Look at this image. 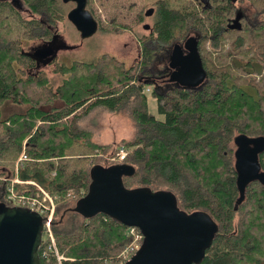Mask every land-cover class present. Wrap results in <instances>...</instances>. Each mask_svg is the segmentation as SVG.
Instances as JSON below:
<instances>
[{
	"label": "trees",
	"instance_id": "16d2710c",
	"mask_svg": "<svg viewBox=\"0 0 264 264\" xmlns=\"http://www.w3.org/2000/svg\"><path fill=\"white\" fill-rule=\"evenodd\" d=\"M19 1L37 18L26 19L15 2L0 0V106L12 102L27 107L25 113L0 119V207H10L7 180L16 176L15 163L25 143L29 161L18 173L19 178L39 183L61 198L53 233L66 259L64 264H119L118 256L130 242L129 228L105 214L86 218L77 206L90 191L92 170L97 166L90 161L107 157L111 162L125 146L129 150L126 159L109 166L134 167V176L123 179L126 189L172 192L182 211H203L217 223L219 231L201 264H264V185L254 181L242 196L235 153L230 151L236 136L264 137V89L261 91L260 83L254 85L252 79L234 74L232 61L216 66L213 58L207 59L202 53L212 36L214 49L231 38L226 33L232 31L219 33L233 14L234 3L215 0L211 10H204L199 0H155L150 4L151 0H145L139 22L151 6L154 24L149 35L139 37L142 52L136 66L125 68L124 63L108 55L93 62L56 63L54 72L64 79L55 88L42 72L26 74L28 69L36 70L38 63L21 44L40 38L35 33L43 24L39 17H46L55 28L65 17L64 3ZM251 2L258 23L252 26L247 22L236 36L234 49L216 51L218 60L253 54L264 67V0ZM99 28L116 35L134 30L128 24L111 29L99 24ZM20 29L24 35L17 32ZM52 34L47 29L41 38L49 39ZM190 34L201 39L207 83L198 91H187L176 87L168 77L170 88L164 85L165 91L152 92L158 113L164 117L160 120L148 111L144 89L153 84L145 75H149L157 50L183 44ZM150 42L159 48H147ZM165 60L168 63L167 56ZM256 62L251 58L244 62L248 74L255 70L252 65ZM108 64L116 68V75L105 70ZM238 68L243 70V66ZM56 101L63 106H55ZM99 106L111 112L129 111L136 126L135 137L117 145L96 142L92 132L79 127L76 114ZM260 164L264 171V152ZM16 188L18 193L33 192L28 185ZM43 249L44 245L38 254L45 264Z\"/></svg>",
	"mask_w": 264,
	"mask_h": 264
},
{
	"label": "water",
	"instance_id": "95a60500",
	"mask_svg": "<svg viewBox=\"0 0 264 264\" xmlns=\"http://www.w3.org/2000/svg\"><path fill=\"white\" fill-rule=\"evenodd\" d=\"M62 1L64 4L75 3L76 7L67 18L81 38L85 40L95 36L99 23L87 8L88 0ZM153 14L154 9L151 8L145 16L152 17ZM241 20L239 13L228 29L242 31ZM149 28L148 25L145 27ZM199 44V37H191L184 44L174 46L169 65L172 70L170 82L178 88L198 91L207 83L208 73ZM57 45L55 50L53 46L37 47L28 54L37 63L48 64L60 51L71 49L64 42ZM234 145L237 182L243 196L254 181L264 185V171L260 164L264 137L251 138L242 134L235 137ZM134 174V167L126 164L108 168L97 165L92 170L90 191L79 201L77 211L86 218L105 214L126 227L141 231L144 236L142 247L126 264H201L219 231L217 223L203 211H182L172 192L126 189L123 179ZM42 233L43 218L38 213L22 207L1 206L0 264H43L38 254Z\"/></svg>",
	"mask_w": 264,
	"mask_h": 264
},
{
	"label": "rangeland",
	"instance_id": "374dc122",
	"mask_svg": "<svg viewBox=\"0 0 264 264\" xmlns=\"http://www.w3.org/2000/svg\"><path fill=\"white\" fill-rule=\"evenodd\" d=\"M144 1L145 0H90V1L88 0V5H87L88 10L92 13L94 18L104 29L107 28L111 29L112 27L117 26L119 24L122 25L128 24L134 30L131 32H126L123 35H116L109 32L100 31L99 28V31L95 36L85 40L81 38L80 33L67 18L68 13L75 8V4L74 3L64 4L65 17L62 21L57 22V24L55 25V29H58L57 33L64 37V40L71 47V49L69 51L60 52V54L56 57V59L51 63L48 64L46 63L43 64L42 62L38 63L36 70L35 68L28 69L26 71L27 72L26 74L29 75V74H36L37 72H42L43 75L47 76L50 79L52 86L57 88L62 83L64 77L54 72L56 69V63H64L70 65L74 61L93 62L102 55H108L109 57H115V59L118 60L120 63H124L125 68H132L136 66L141 61V55H140L141 46L139 44L141 40H139L140 39L139 37L149 35L151 27L154 24L153 16L152 17L144 16V20L142 22H139L140 18L138 17V14L141 11H143L142 5ZM152 1L155 0L149 1L148 4H150ZM252 2L251 0H240V5L242 6L241 8L248 11V14L250 16V23L252 24V26L253 25L255 26L259 21V16L256 14V10L253 8ZM20 3L22 4L23 2L20 1ZM201 5L203 9L204 5L203 4ZM151 8L153 7L151 6L147 7L145 9V12ZM19 11L26 19L37 18L36 16L33 17L30 9L26 4H24V7L19 8ZM234 17L235 15L233 12V14L228 17V19ZM38 19H40L41 21L47 20V18L43 16L39 17ZM245 24H247V22H243V27ZM147 25L150 26L148 30L145 29ZM46 30H47L46 25L42 24V27L35 32L36 35L40 36V38L36 36V38L29 39V41L23 40L24 43L21 44V46L22 48H24V51L28 53H32V51L35 48L41 46L42 43L44 42L43 39H45V38H41V36L45 35ZM17 32H19L20 35H24V31L22 29H20ZM240 33H241L240 31H232L231 34L226 33L227 35H229V37L231 36V38H229V40L225 42V45L223 44V42H221L217 49H214L212 43L210 44L209 42H207V44L205 45L206 50L204 51L203 49L202 53L205 54L207 59H209V57L213 58L216 66L221 65L223 63L225 65L227 62H229L230 60L229 57L224 56L225 60H221V59L218 60L219 53L216 51L225 50V52H228L234 49L233 45L236 42L235 40L236 36L237 34ZM152 42L148 43L147 48L155 50L156 48L154 49V44H152ZM76 47L78 49H76ZM156 52H158L159 55L158 57H156V60L153 62L154 64L148 69L149 75L148 74L145 75L147 82H150L151 80L154 81V79L152 78L155 75L154 73L162 71L165 68V65L163 64L165 62L163 58L160 57L164 52L162 51V49H159ZM235 58L240 59L244 62H247L249 58H251L253 62H256L257 59H260L253 54H249L243 57V59L240 54ZM237 59H235L237 65L243 66V70L239 68H238L239 70L233 68V73L242 74V76L245 77L246 80L252 79L251 83L254 85L260 83L259 85L261 87V91H263L264 67L257 62L254 63L252 66L255 68V70H251L252 74L250 75L248 74V68L244 66L245 65L244 62L239 61ZM105 70H107L109 73L113 75L117 74L116 68L111 64L106 65ZM210 71H217V69H211ZM245 88L248 89L252 94L256 95L255 91H253L249 87H245ZM163 91H165V88H163L161 92ZM144 92L148 97V111L151 114L155 115L158 119L162 120L164 117L158 113L157 100L152 96L153 86H146ZM55 106H63V103L56 101ZM26 110H27L26 106H18V105H14L12 102H6L2 106H0V119L2 120L6 119L14 113H25ZM76 120L78 122L79 127L92 132L95 141L103 145H107V144L117 145L121 143L123 140L126 141L132 140L136 134V126L131 118V113L129 111L111 112L109 109L103 106H99L89 110L87 108H84L76 114ZM230 151L232 153H235L236 146L234 144L230 145ZM23 152H26L25 143L23 144V150L21 155L23 154ZM21 155L15 163L14 169L16 176L18 175V173L21 172L22 168L25 167V163H26V162L24 163V167H21V163L19 162ZM90 163L95 165H100L104 168H108L110 167L109 163L111 162L106 157V159H102V161H96V162H94L92 159ZM60 201L61 198L59 196V204ZM129 232L130 231H127L128 235ZM55 240L57 243L56 236H55ZM134 244L135 243L133 239L130 237V242L124 247V249L118 256L119 264H126L123 261L122 253L127 247H130L131 245Z\"/></svg>",
	"mask_w": 264,
	"mask_h": 264
},
{
	"label": "built area",
	"instance_id": "2783aa9c",
	"mask_svg": "<svg viewBox=\"0 0 264 264\" xmlns=\"http://www.w3.org/2000/svg\"><path fill=\"white\" fill-rule=\"evenodd\" d=\"M129 150L125 146H121L116 156L110 160L112 163H122ZM109 159V158H108ZM29 161L25 152L21 155L19 162L21 167L24 163ZM6 186L7 202L10 207H22L38 213L43 218V233H42V258L45 264H64L66 260L58 250V246L53 233V224L56 210L59 204V196L51 194L44 186L33 181H24L17 175L16 178L10 180ZM28 185L33 188V192H17L16 186ZM129 235L134 241V245L127 247L122 253V258L125 263L130 261L141 249L144 236L138 228L128 227ZM40 246V247H41Z\"/></svg>",
	"mask_w": 264,
	"mask_h": 264
},
{
	"label": "flooded vegetation",
	"instance_id": "af4514ba",
	"mask_svg": "<svg viewBox=\"0 0 264 264\" xmlns=\"http://www.w3.org/2000/svg\"><path fill=\"white\" fill-rule=\"evenodd\" d=\"M16 0H13V2H15ZM200 2H201V4H203L204 6H203V9L204 10H211L212 8H213V3H214V1L215 0H199ZM221 1H223L224 3H226L227 5H228V3H230V1H232L233 3H234V15H235V17L234 18H230V19H228L227 20V24L225 25V28L223 29L224 31L223 32H220L219 33V35H222V34H224L225 32H228V31H235V30H229L228 29V25L230 24V23H232V21L237 17V15L240 13L241 15H242V20H241V22H242V26H243V22H249L250 21V16H249V14H248V11L247 10H245V9H243V8H241L242 6L240 5V3H239V0H221ZM75 4V3H74ZM208 4V5H207ZM15 5L18 7V9L19 8H22V7H24V4L22 3H20V1L19 0H17L16 2H15ZM75 7H76V5H75ZM154 9V8H153ZM148 11V10H147ZM43 24L44 25H46V27H47V29H50L51 31H52V36H51V38H49V39H43L44 40V42L42 43V45L41 46H39L40 48H42V49H45V48H52V46H53V49L55 50L56 49V47H58V43H61V42H64V43H66V45H68L67 44V42L64 40V37L63 36H61L60 34H58L57 33V31H58V29H55V28H52V26L48 23V21L47 20H44L43 21ZM244 28V27H243ZM148 30V29H147ZM243 30V29H242ZM191 37H198V36H196V34L195 35H192V34H190L188 37H187V39H186V41L189 39V38H191ZM200 38V37H199ZM212 38H213V36L211 37V39H210V41H209V43L211 44L212 42ZM55 39V40H54ZM53 41V42H52ZM185 41V42H186ZM51 42L53 43V45L51 46ZM184 42V43H185ZM200 42H201V39H200ZM183 43V44H184ZM62 45V44H61ZM69 46V45H68ZM158 49L159 48V46H155L154 45V49ZM76 49H78L77 47H76ZM173 49H174V46L173 47H167V48H164L163 49V54L160 56L161 58H163V60H164V62L165 63H163L164 65H165V68H164V70H162V71H159V72H157V73H154L155 75L152 77L153 79H154V81L153 80H151L152 81V86H153V90H156L158 93H160L161 91H162V89H163V86L165 85L166 87L169 85V88L171 87V84H169L168 83V81H169V78H170V76H171V74H172V70L170 69V67H169V65H170V59H171V56H172V52H173ZM199 49H200V44H199ZM206 50V49H205ZM66 51H69V50H66ZM60 52H63V51H60ZM60 52L57 54V56L60 54ZM141 52H142V50H141ZM185 52V54L187 53L186 51H184ZM27 53V52H26ZM140 55H141V53H140ZM158 53H155V60H156V57H158ZM166 56H167V58H168V62L169 63H167L166 62ZM170 57V58H169ZM154 60V61H155ZM230 61H232L233 62V65H234V67H236V69L238 68V67H241V65H237V63H236V61H235V59L234 58H230ZM203 63H204V61H203ZM238 63H240V62H238ZM154 64V63H153ZM204 67H205V65H204ZM205 69H206V67H205ZM207 70V69H206ZM207 73H208V70H207ZM169 77V78H168ZM208 77H209V74H208ZM150 81V82H151ZM172 84H174L175 85V83H172ZM176 86V85H175ZM177 87V86H176Z\"/></svg>",
	"mask_w": 264,
	"mask_h": 264
}]
</instances>
